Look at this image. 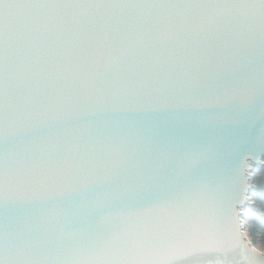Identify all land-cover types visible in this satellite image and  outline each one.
<instances>
[{
	"label": "water",
	"instance_id": "obj_1",
	"mask_svg": "<svg viewBox=\"0 0 264 264\" xmlns=\"http://www.w3.org/2000/svg\"><path fill=\"white\" fill-rule=\"evenodd\" d=\"M264 0H0V264H264Z\"/></svg>",
	"mask_w": 264,
	"mask_h": 264
},
{
	"label": "trees",
	"instance_id": "obj_2",
	"mask_svg": "<svg viewBox=\"0 0 264 264\" xmlns=\"http://www.w3.org/2000/svg\"><path fill=\"white\" fill-rule=\"evenodd\" d=\"M256 192L244 210V224L253 244L264 252V166L255 174Z\"/></svg>",
	"mask_w": 264,
	"mask_h": 264
}]
</instances>
